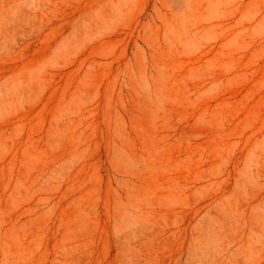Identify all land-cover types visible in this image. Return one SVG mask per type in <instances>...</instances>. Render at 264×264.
<instances>
[{"label":"rangeland","instance_id":"rangeland-1","mask_svg":"<svg viewBox=\"0 0 264 264\" xmlns=\"http://www.w3.org/2000/svg\"><path fill=\"white\" fill-rule=\"evenodd\" d=\"M0 264H264V0H0Z\"/></svg>","mask_w":264,"mask_h":264}]
</instances>
